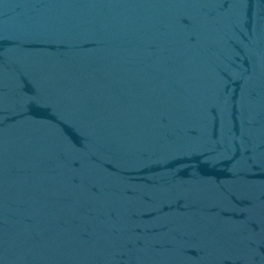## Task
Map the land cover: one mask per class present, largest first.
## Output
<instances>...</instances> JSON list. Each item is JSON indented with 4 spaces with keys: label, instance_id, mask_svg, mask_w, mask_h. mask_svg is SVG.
Masks as SVG:
<instances>
[{
    "label": "water",
    "instance_id": "obj_1",
    "mask_svg": "<svg viewBox=\"0 0 264 264\" xmlns=\"http://www.w3.org/2000/svg\"><path fill=\"white\" fill-rule=\"evenodd\" d=\"M0 264H264V0H0Z\"/></svg>",
    "mask_w": 264,
    "mask_h": 264
}]
</instances>
